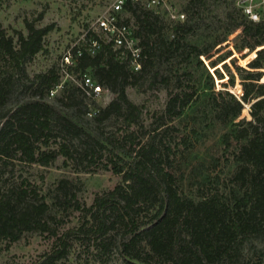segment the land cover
<instances>
[{
    "label": "trees",
    "instance_id": "16d2710c",
    "mask_svg": "<svg viewBox=\"0 0 264 264\" xmlns=\"http://www.w3.org/2000/svg\"><path fill=\"white\" fill-rule=\"evenodd\" d=\"M233 3L218 21L224 25L203 34L200 28L212 27L207 0H187L186 18L171 23L145 2L126 0L141 68L117 59L110 45L85 53L78 68L114 94L94 112L95 102L71 82L49 96L62 78L58 61L33 75L27 70L53 24L26 20L28 33L14 35L0 21V255L38 232L52 242L31 264H59L75 249L86 263L117 255L121 264H264V54L251 69L238 67L240 97L215 89L202 57L238 27L250 42H264V18L253 21ZM146 82L167 91L148 126L127 94ZM245 103L249 116L240 117ZM109 120L115 130L106 128ZM210 132L215 142L198 147ZM60 157L64 168L111 170L122 181L87 204L81 180L64 175L45 188V174L40 182L18 175L21 166L46 169ZM75 212L78 223L65 227L64 216Z\"/></svg>",
    "mask_w": 264,
    "mask_h": 264
},
{
    "label": "rangeland",
    "instance_id": "374dc122",
    "mask_svg": "<svg viewBox=\"0 0 264 264\" xmlns=\"http://www.w3.org/2000/svg\"><path fill=\"white\" fill-rule=\"evenodd\" d=\"M112 1L114 0H0V21L8 33L14 35L15 30H21L24 34L28 33L26 20L34 21L37 26L53 24L54 29L45 37L44 50L40 51L27 65L29 74L33 75L49 68L55 62H59L60 54L66 45L78 34H81L83 30H86ZM186 1L168 0L167 2L168 5L175 7L178 11L185 12L186 18V11L184 10ZM231 2H234V6L239 8L237 0H207L205 7L207 19L205 22L211 24L212 27H202L199 29L200 32L205 34V30H214L217 25H224L223 21L221 23H218V21L225 19L227 8ZM159 10L161 13H165V20L168 23L176 21L168 15L167 8H159ZM258 45L261 47L258 48ZM261 50L264 54V42L262 44L256 41L250 42L243 28L238 27L228 35L226 41L217 45L209 56L203 55L205 63L215 77V89L226 88L236 94L237 97H240L243 94V88L238 67L251 69L248 63ZM213 60H217L214 66L210 64ZM261 61L262 67L258 69L262 71L261 81H264V55ZM127 94L131 100L142 106V121L146 126L151 122V115L156 111H160L167 100L166 89L160 85L150 87L149 82L128 87ZM113 97L114 94L106 89L96 100L88 101L95 102V105H92L94 106L92 107L94 112L97 106H105ZM249 108L250 103H245L240 117H248ZM116 126L115 120L107 121L106 128L108 130H115ZM203 137L205 138L197 144L198 147L206 148L207 144L211 145L216 140L213 132ZM20 174L37 182H40L41 175L45 174V188L58 177L64 175L73 180H81L83 187L79 191V197L87 204L92 203L97 192L113 188L122 181V175L113 173L111 170L75 172L64 168L61 157L54 165L46 169L37 166H21L18 175ZM64 217L67 220L65 227L78 223V212L71 214L69 217ZM51 242V238L46 234L26 233L20 240L13 243L10 249L1 253L0 264H31L42 252L50 248ZM245 253L246 255L249 254L247 251ZM59 264H121V259L114 255L106 263L96 261L86 263L80 250L75 249Z\"/></svg>",
    "mask_w": 264,
    "mask_h": 264
},
{
    "label": "built area",
    "instance_id": "2783aa9c",
    "mask_svg": "<svg viewBox=\"0 0 264 264\" xmlns=\"http://www.w3.org/2000/svg\"><path fill=\"white\" fill-rule=\"evenodd\" d=\"M145 2L149 8H167L168 15L174 20L185 18V12L178 11L168 5V0H132ZM126 0L112 1L81 34L70 41L60 54L58 66L61 81L52 88L49 96H54L65 82L78 86L86 99L96 100L107 88L97 81L89 70L78 68L80 58L85 54L95 55L105 45L115 50L117 59L127 62L132 68H141L143 48L139 38L135 35L133 25L124 15ZM237 5L247 18L259 21L264 18V0H237Z\"/></svg>",
    "mask_w": 264,
    "mask_h": 264
}]
</instances>
